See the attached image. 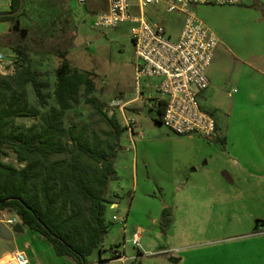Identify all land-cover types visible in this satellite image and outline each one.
<instances>
[{"label":"rangeland","instance_id":"obj_1","mask_svg":"<svg viewBox=\"0 0 264 264\" xmlns=\"http://www.w3.org/2000/svg\"><path fill=\"white\" fill-rule=\"evenodd\" d=\"M7 1L0 0V14ZM33 2L37 7L19 16L18 31L12 23H0V52L7 64L0 77L12 74L20 64L9 45H25L31 68L39 69V80L48 83L47 107L37 105L30 85L28 103L44 113L54 105L60 62L55 50H66L72 68L93 74L92 97L102 112L115 116L121 127H126L125 119L135 121L137 134L131 139L124 132L120 137L116 175L106 190L109 203L117 205L107 207L105 223L110 229L100 251L88 258L89 264L110 261L115 249L128 259L123 264H264V81L237 60L249 36L244 22H253L255 7L250 13L228 12L229 6L208 7L213 10L207 13V6L194 10L218 42L206 70L210 86L198 100L213 113L223 143L198 135H174L158 123L156 105L151 106L147 96H159L147 87L148 81L142 82L144 102L128 103L136 88L130 24L94 25L96 16L107 10L108 0ZM145 13L163 24L172 39L178 37L182 16L167 13L163 4L148 7ZM115 102L125 104L122 111L113 106ZM65 121L87 124L99 135L108 130L82 96ZM37 122L33 117L13 121L27 127ZM0 160L21 165L10 150H4ZM165 208L171 222L162 229ZM113 216L118 221H112ZM5 219L20 224L13 212L0 211V225ZM9 228L13 239L0 237V264L15 251L23 252L32 264H74L70 258L57 257L50 243L27 227L22 233ZM132 229L141 234L138 247L132 243Z\"/></svg>","mask_w":264,"mask_h":264},{"label":"trees","instance_id":"obj_2","mask_svg":"<svg viewBox=\"0 0 264 264\" xmlns=\"http://www.w3.org/2000/svg\"><path fill=\"white\" fill-rule=\"evenodd\" d=\"M21 1L11 0V6L17 8ZM20 15L0 14V23H12V29L18 31ZM9 49L17 54L20 64L12 74L0 77V154L12 151L21 165L0 160V211L13 212L22 228L50 243L57 257L89 264L88 258L100 249L110 229L105 213L112 203L106 190L116 175L114 163L126 128L115 116L102 112L92 97L93 74L72 68L66 50H56L60 62L55 72L54 105L44 113L29 105L28 85L37 105L47 107L44 91L48 83L39 80V72L31 68L25 45L10 44ZM80 96L107 127L102 135L87 124H66V115L76 108ZM157 107L159 115L164 102ZM20 117L38 118V122L28 127L14 124ZM170 222L165 208L161 228Z\"/></svg>","mask_w":264,"mask_h":264},{"label":"built area","instance_id":"obj_3","mask_svg":"<svg viewBox=\"0 0 264 264\" xmlns=\"http://www.w3.org/2000/svg\"><path fill=\"white\" fill-rule=\"evenodd\" d=\"M84 3L85 0H78ZM242 0H108L107 10L96 16L97 27H116L121 23L130 24V36L134 49V97L128 102H142L144 90L142 82L148 81L147 87L154 89L162 98L164 107L158 115L162 126L174 135H198L213 140L217 137L214 117L205 111L198 97L210 86L206 70L210 67L217 39L197 17L195 8L206 6H236ZM163 4L167 13L182 16V26L176 39L168 35L163 24L154 22L146 16L148 7ZM7 64L0 52V69ZM155 79L154 84L151 80ZM114 107L124 108L125 104L115 102ZM112 116V115H110ZM126 128L135 121L125 119ZM111 206V205H110ZM115 209L116 205L111 206ZM112 221H118L117 216ZM9 228L17 224L16 219H5ZM123 226L125 219L119 220ZM132 243L138 247L140 232L131 230ZM112 259L98 261L96 264L120 263L128 261L119 250L112 252ZM136 260V259H134ZM1 264H31L21 251L6 256Z\"/></svg>","mask_w":264,"mask_h":264},{"label":"crops","instance_id":"obj_4","mask_svg":"<svg viewBox=\"0 0 264 264\" xmlns=\"http://www.w3.org/2000/svg\"><path fill=\"white\" fill-rule=\"evenodd\" d=\"M11 3H12L11 0H8L7 3L5 2L6 10L4 13H1V14L11 13V12L14 14H24V13H28L27 12L28 10L35 9L37 7V4L33 2V0H22L19 6H17V8L16 7L13 8L11 6ZM208 7H213V6H207V8ZM229 7L230 8H228L226 11L239 12V13H244L247 11H249L250 13L254 11V7H255L256 11L252 12L254 13V20H253L254 26H250V23L252 21L244 22L246 23V26L244 29H246V32L249 34V36L248 38H245L246 44L244 45L243 43L244 48L241 51L242 57H239L237 60L238 62H240L242 66H246L247 69L255 72V78H258L259 80L264 81V0H242L240 5L229 6ZM210 10H213V8L205 9L204 12L207 13V12H210ZM221 37H225V36H221ZM36 71L39 72V74L41 73L39 69ZM262 90L264 91V89ZM157 95L159 97H151L149 94V96H147V99L151 101L150 105L152 106V104H155L158 110L157 105L159 102H162V98L159 94ZM143 102H144V99L140 104H142ZM210 114L212 115L213 113L211 112ZM131 129L132 131H129L128 128H126L125 132L128 133L129 137L132 139L134 134H137V133H135V129L133 126L131 127ZM216 129H217V137L214 138L213 140L215 141L224 140V138L221 137L220 134L218 133L217 126H216ZM225 141L226 140H224L223 143ZM113 205H117V204L112 203L111 206ZM36 264H39V263H36Z\"/></svg>","mask_w":264,"mask_h":264},{"label":"water","instance_id":"obj_5","mask_svg":"<svg viewBox=\"0 0 264 264\" xmlns=\"http://www.w3.org/2000/svg\"><path fill=\"white\" fill-rule=\"evenodd\" d=\"M14 230L16 232L22 233L23 232V228L21 227L20 224H16L14 226ZM0 237L4 238L5 240H11L13 239V233L10 230V228H8L5 224H1L0 225ZM84 264V263H82Z\"/></svg>","mask_w":264,"mask_h":264}]
</instances>
